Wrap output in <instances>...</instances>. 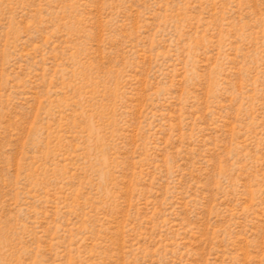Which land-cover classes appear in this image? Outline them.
Masks as SVG:
<instances>
[{"label":"rangeland","instance_id":"1","mask_svg":"<svg viewBox=\"0 0 264 264\" xmlns=\"http://www.w3.org/2000/svg\"><path fill=\"white\" fill-rule=\"evenodd\" d=\"M0 264H264V0H0Z\"/></svg>","mask_w":264,"mask_h":264}]
</instances>
